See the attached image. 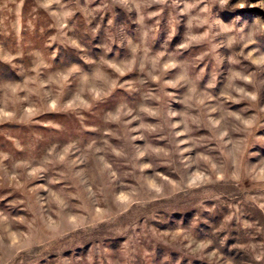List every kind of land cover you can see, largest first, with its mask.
Returning <instances> with one entry per match:
<instances>
[{
    "label": "rangeland",
    "instance_id": "obj_1",
    "mask_svg": "<svg viewBox=\"0 0 264 264\" xmlns=\"http://www.w3.org/2000/svg\"><path fill=\"white\" fill-rule=\"evenodd\" d=\"M0 264H264V0H0Z\"/></svg>",
    "mask_w": 264,
    "mask_h": 264
}]
</instances>
